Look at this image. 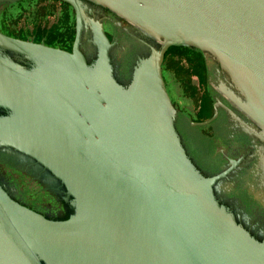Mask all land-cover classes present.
<instances>
[{
	"label": "water",
	"instance_id": "obj_1",
	"mask_svg": "<svg viewBox=\"0 0 264 264\" xmlns=\"http://www.w3.org/2000/svg\"><path fill=\"white\" fill-rule=\"evenodd\" d=\"M65 1L76 23L60 0L0 4V264H264V239L239 219L264 215L239 216L215 191L234 165L196 164L212 149L195 126L207 122L206 81L191 76L195 54L173 47L217 65L224 79L212 86L236 111L224 108L264 150V0ZM85 1L131 24L149 52L129 68L128 35L109 25L114 48L99 22L94 52ZM74 23L71 50L9 36L65 45ZM247 191L242 203L260 199Z\"/></svg>",
	"mask_w": 264,
	"mask_h": 264
},
{
	"label": "flooded vegetation",
	"instance_id": "obj_2",
	"mask_svg": "<svg viewBox=\"0 0 264 264\" xmlns=\"http://www.w3.org/2000/svg\"><path fill=\"white\" fill-rule=\"evenodd\" d=\"M12 1L15 0H0V4L2 6L4 5L6 6ZM60 1L72 8L76 23V13L74 11V8L67 1L65 0H60ZM85 2L86 3H83L82 5L84 9L83 13L85 15L84 19H86V21H84V26L82 31V41L85 39L86 36V41L88 42V45L94 49V52L97 49L96 47L98 44V34H99L98 22L101 24V29L103 30L104 34L109 39V41L111 43L112 42L116 43L114 44L115 45L114 48L120 47L119 39L117 37L118 35L117 31H122L126 33V35H128L130 39V42L127 43V46L128 47L130 46L129 48L130 62L128 63L129 68H131L136 63L138 54L145 55L149 52V46L147 44L151 41L146 40V42H143L140 33L137 32L136 29L131 24H129L128 22L122 19L117 18L113 13H111L109 10L103 7L97 6L88 1ZM75 23L71 35L72 39L68 38L67 44L59 45V46L50 44L45 40H37L32 36L22 37V36L9 35L5 32L4 33L9 36H13L15 38L34 41L38 43H44L46 45H51L66 50H71L72 42L75 34ZM109 25H111V27H114V29H116L115 31L117 35H110V33L108 32V29L110 27ZM0 31L2 30L0 29ZM173 47L175 48L178 47L179 49L180 48L189 49L195 54V57L190 60V63H192L191 67L193 68V70H191L192 72L191 76L192 77L195 76L198 81L200 80L206 81V86L204 87L203 89L204 91L202 92V94L205 95L201 102L200 111L202 112V114L206 115L205 120H207V122L204 124H199L198 122H202V121L198 120L197 122H195V126L196 125L207 126L208 129L207 137L208 138L210 137L209 142L212 145V149L208 153L209 156H207L208 157L207 165L205 167H201L199 163L196 161L197 166L200 169H202V171L205 174H212L222 170L228 165L231 166L233 164L234 166L229 172V174L222 179L221 185L215 186V191L217 192V194H220L224 198L223 202L226 205L230 206L231 209L235 211L237 215L239 214V216H243V214L256 215V216H259L261 214L264 215V150L262 149L263 148L262 143H260L255 137L243 131L240 128V124L238 123V121H235V119L224 108L223 105H227L230 108L234 109L231 103L223 96V94L220 93L216 87L212 86L211 80H213L215 83L220 84L222 79H224L223 74L217 70L218 69L217 65L213 63V61H211L209 57H206L199 50L185 46H173ZM168 50L165 53V58L162 65L161 73L165 81L167 92L172 102L174 103V106L177 108L176 125L179 128L178 122L182 118V115L184 113L178 102L173 99L171 95V91L169 89L166 68L167 65H169L171 59L170 57H168ZM4 52L13 61L19 63L20 65H23L27 68L31 66L30 60L26 58L19 59L20 55H18L16 52L11 51L9 49H4ZM110 56H111V60L114 61L111 52H110ZM87 61L88 62L90 61L88 56H87ZM112 64L114 63L112 62ZM129 72L127 69L126 72L127 77L129 75ZM118 79L121 83H125L121 78ZM2 113L4 112L0 109V114ZM198 115H200L199 112ZM0 150H5V148L0 147ZM9 151H12V149H9ZM194 158L196 160V157ZM1 168L2 170H4V172L6 171L5 170L6 166L3 165L2 163H0V172L2 171ZM0 180H2L1 177ZM247 189H251L253 191L252 194L258 193L257 197L260 198L257 200L252 199V201L254 202L252 205L247 203L246 204L242 203L238 194L239 191L242 194L244 193L245 195H248V197H250L251 193L248 192ZM12 195L17 200L27 205L18 196L14 195L13 193ZM32 208L40 212L46 213L48 216L54 218H64L67 216V212L65 213L64 210L61 211L62 213L51 214L47 211H42L36 207H32ZM239 219L242 222V224L251 231L252 234H254L260 240L264 239V222L260 224L257 221L256 224H250L247 223L241 217H239Z\"/></svg>",
	"mask_w": 264,
	"mask_h": 264
}]
</instances>
